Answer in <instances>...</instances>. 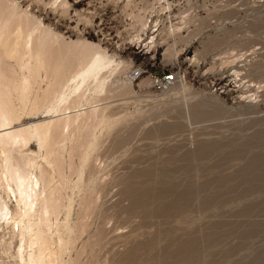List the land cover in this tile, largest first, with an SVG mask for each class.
<instances>
[{
    "label": "rangeland",
    "instance_id": "374dc122",
    "mask_svg": "<svg viewBox=\"0 0 264 264\" xmlns=\"http://www.w3.org/2000/svg\"><path fill=\"white\" fill-rule=\"evenodd\" d=\"M12 3L63 41L97 43L123 70L98 102L104 119L66 141L65 163L75 146L71 179L85 152L83 177L105 167L95 179L102 174L105 183L100 178L102 191L94 184L92 213L81 210V191L66 190L76 237L55 264H264V0H0V7ZM138 66L147 70L134 80ZM165 70L175 78L160 91L152 77ZM47 119L27 109L15 123ZM86 133L91 144L80 147ZM24 151L42 160L36 141ZM7 231L0 230V264H15L18 240Z\"/></svg>",
    "mask_w": 264,
    "mask_h": 264
},
{
    "label": "bare ground",
    "instance_id": "6f19581e",
    "mask_svg": "<svg viewBox=\"0 0 264 264\" xmlns=\"http://www.w3.org/2000/svg\"><path fill=\"white\" fill-rule=\"evenodd\" d=\"M12 60L19 70H15L16 66L13 69ZM122 72L120 62L97 43L63 41L27 12H19L15 3L0 7V230L5 228L18 240L15 264H55L59 254L74 242L75 230L69 224L72 201L67 189L82 192L81 210L92 213L96 206L98 201L90 194L98 192H94V184L99 190V184L105 181L101 174L95 182L105 167H100L99 162L100 173L85 179L81 170L86 165L85 152H80L81 169L73 181L75 146L68 149L66 163L64 151L66 141L75 140V132L94 127L104 119L98 102ZM27 109L48 115L49 119L16 126L21 112ZM90 135L82 136L80 147L91 144ZM33 140L44 150L40 162L37 156L24 151ZM65 164L68 174L64 172ZM12 199L14 209L9 205ZM61 213L64 219L59 221ZM82 221L79 225L87 227ZM1 242L0 237V245Z\"/></svg>",
    "mask_w": 264,
    "mask_h": 264
},
{
    "label": "built area",
    "instance_id": "2783aa9c",
    "mask_svg": "<svg viewBox=\"0 0 264 264\" xmlns=\"http://www.w3.org/2000/svg\"><path fill=\"white\" fill-rule=\"evenodd\" d=\"M146 68H143L142 66H138L134 69L131 70V76L132 78L135 80L137 78H139L140 76H142L144 73H146ZM174 78H175V74L174 73H169L168 71H164L161 76L159 77H156V76H153L152 77V81L155 85V88L157 90H166L168 89L171 84L173 83L174 81Z\"/></svg>",
    "mask_w": 264,
    "mask_h": 264
}]
</instances>
